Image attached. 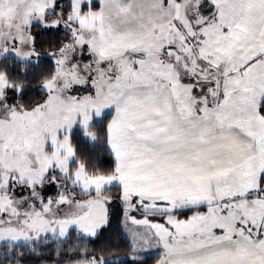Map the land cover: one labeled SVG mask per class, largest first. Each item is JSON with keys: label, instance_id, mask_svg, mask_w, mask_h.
<instances>
[{"label": "snow or ice", "instance_id": "obj_1", "mask_svg": "<svg viewBox=\"0 0 264 264\" xmlns=\"http://www.w3.org/2000/svg\"><path fill=\"white\" fill-rule=\"evenodd\" d=\"M114 200L125 257L86 244ZM53 244L264 264V0H0V264Z\"/></svg>", "mask_w": 264, "mask_h": 264}, {"label": "trees", "instance_id": "obj_2", "mask_svg": "<svg viewBox=\"0 0 264 264\" xmlns=\"http://www.w3.org/2000/svg\"><path fill=\"white\" fill-rule=\"evenodd\" d=\"M35 31H40L39 29H36ZM61 36L63 34L61 33ZM48 37H42V40H47ZM47 47V46H46ZM42 96L41 94H37L35 86L29 90V92L26 95V100H38ZM77 142H79V147L81 152H87L91 155L93 162L98 163L101 165V167H109L110 165L103 164L102 162L104 160H109L110 158L107 156V153L105 152L104 146L102 142H97L96 144H92L90 142H81L80 137L77 136L75 138ZM116 190L113 189V195L115 196ZM111 216V227H109L106 231H104L103 235L96 238L95 242H86L87 247L90 251L99 254L98 250L100 248H111L113 251L116 249H119V252L117 253L121 257H125L126 254L129 251V242L127 238L125 237V234H122L123 227V212L122 210L115 209L114 212L110 215ZM44 248H47V250H44ZM20 251H23V249H20ZM37 251L40 253L39 256H25V259L27 261V264H56L57 259H59L56 256V247L53 244L51 247H48L46 245H42L40 248L37 249ZM154 257V256H153ZM62 264H66L65 262H62ZM138 264H155V258L150 259L148 261H140Z\"/></svg>", "mask_w": 264, "mask_h": 264}, {"label": "rangeland", "instance_id": "obj_3", "mask_svg": "<svg viewBox=\"0 0 264 264\" xmlns=\"http://www.w3.org/2000/svg\"><path fill=\"white\" fill-rule=\"evenodd\" d=\"M117 205H118V202L114 200L113 204L110 206V215L114 212L115 209L118 208ZM122 225H123V231L126 234L125 236L128 238V240L130 242V240H131V232L129 231V228L134 230L135 226H132L130 224L128 226H125L124 225V221L122 222ZM155 251H156L155 249L152 250V255L153 256L155 255Z\"/></svg>", "mask_w": 264, "mask_h": 264}, {"label": "crops", "instance_id": "obj_4", "mask_svg": "<svg viewBox=\"0 0 264 264\" xmlns=\"http://www.w3.org/2000/svg\"><path fill=\"white\" fill-rule=\"evenodd\" d=\"M122 227H123V225H122ZM126 237V236H125ZM127 238V237H126ZM127 240H128V238H127ZM128 242H129V240H128Z\"/></svg>", "mask_w": 264, "mask_h": 264}]
</instances>
